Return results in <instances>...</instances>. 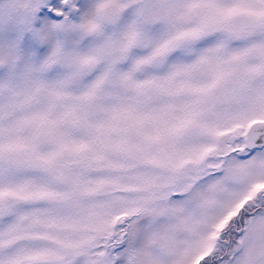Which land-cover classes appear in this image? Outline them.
Returning <instances> with one entry per match:
<instances>
[{
    "label": "snow or ice",
    "instance_id": "obj_1",
    "mask_svg": "<svg viewBox=\"0 0 264 264\" xmlns=\"http://www.w3.org/2000/svg\"><path fill=\"white\" fill-rule=\"evenodd\" d=\"M0 264H264V0H0Z\"/></svg>",
    "mask_w": 264,
    "mask_h": 264
}]
</instances>
